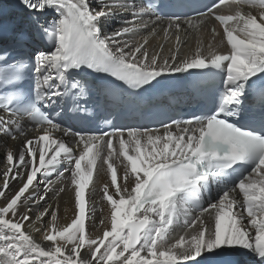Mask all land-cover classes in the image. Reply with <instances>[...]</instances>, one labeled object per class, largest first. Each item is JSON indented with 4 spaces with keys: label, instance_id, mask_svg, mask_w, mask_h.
Returning a JSON list of instances; mask_svg holds the SVG:
<instances>
[{
    "label": "snow or ice",
    "instance_id": "1",
    "mask_svg": "<svg viewBox=\"0 0 264 264\" xmlns=\"http://www.w3.org/2000/svg\"><path fill=\"white\" fill-rule=\"evenodd\" d=\"M13 7L0 5V264H264V0ZM206 25L223 49L182 54L181 34ZM161 33L170 55L149 51ZM68 191L61 225L49 198Z\"/></svg>",
    "mask_w": 264,
    "mask_h": 264
},
{
    "label": "bare ground",
    "instance_id": "2",
    "mask_svg": "<svg viewBox=\"0 0 264 264\" xmlns=\"http://www.w3.org/2000/svg\"><path fill=\"white\" fill-rule=\"evenodd\" d=\"M15 3V0H0V5H3L5 8L6 15L11 18H16V10L13 7ZM225 14L229 12V9L224 6L223 9ZM258 11V10H253ZM163 24H166V21L161 22V26ZM115 26H119L118 24ZM210 27L211 25L201 26L199 29H189L186 33L181 34L182 38V54L191 55L193 54L198 47H203V49L207 52L208 51V44L212 43L214 46V49L217 51H221L223 49V45L220 44V37H216L215 40H213L211 33H210ZM220 29L218 28V31ZM159 31V28L157 29ZM144 35H147V33H144ZM136 39H139L137 36ZM175 38L172 37L169 40H165L163 37V34L157 35L155 37H150V44H149V51H159L161 46H163L164 51L163 55H170V49L174 48L175 46ZM124 123L133 124L131 121H128L125 119ZM79 127V126H77ZM58 135V134H57ZM68 140L69 138H65ZM10 146L17 147L18 145H15L14 142L8 141ZM116 169L118 174V180L120 175L122 174V164L120 161H116ZM54 181V185L58 187H70V183L68 181V174L65 173V176L63 178L57 177L55 174L52 177ZM106 182H110V173L107 170V165L102 164V162H97V168L96 171H94L93 174V184L95 187V201L97 202V220L100 217H109L110 212L109 208L106 206V202L101 200V191L103 184ZM92 190V185L89 186V191ZM215 195V192L213 193ZM93 201H88L89 205H91ZM49 203L54 205V210L57 211L58 215V222L61 225H64L66 223H70L72 217H73V209H74V196L71 193V191L61 193L58 198H49ZM99 209H103V211H99ZM198 214V213H197ZM181 232V227L178 225L175 228V231L172 233L173 236L179 234ZM35 238L39 241L41 239L40 236H35ZM47 242H45L46 244Z\"/></svg>",
    "mask_w": 264,
    "mask_h": 264
}]
</instances>
